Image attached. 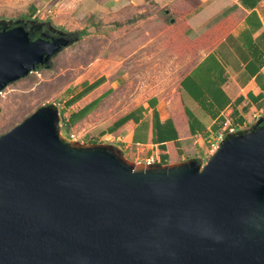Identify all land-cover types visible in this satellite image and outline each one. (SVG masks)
Here are the masks:
<instances>
[{"label":"water","instance_id":"water-1","mask_svg":"<svg viewBox=\"0 0 264 264\" xmlns=\"http://www.w3.org/2000/svg\"><path fill=\"white\" fill-rule=\"evenodd\" d=\"M70 43L0 29V93ZM45 106L0 136V264H264V118L206 164L71 141Z\"/></svg>","mask_w":264,"mask_h":264},{"label":"crops","instance_id":"crops-1","mask_svg":"<svg viewBox=\"0 0 264 264\" xmlns=\"http://www.w3.org/2000/svg\"><path fill=\"white\" fill-rule=\"evenodd\" d=\"M49 1L78 6L81 11L86 0ZM91 1L101 8L97 15L102 19L109 15L121 17L127 10L148 18L161 14V21H169L168 39L175 41L170 42L167 52L180 55V71L186 59L191 63L180 75L171 99L159 101L152 97L148 106L124 114L108 128L94 131V136L91 134L82 143L109 142L125 159L136 164L144 163L150 156L164 166L192 160L205 164L214 152L211 144L224 129L226 120L238 130L247 131L264 118V0ZM150 6L152 13L146 14ZM150 35L145 36L150 42L140 49L145 53L152 49L149 43L154 36ZM137 46H130L131 55L140 51ZM99 86L78 100L71 112L108 93L92 97ZM97 107L77 124L87 120ZM146 110L152 114H145ZM128 116L131 118L127 119ZM169 122L175 127L177 138L154 142L156 126L166 128Z\"/></svg>","mask_w":264,"mask_h":264},{"label":"rangeland","instance_id":"rangeland-1","mask_svg":"<svg viewBox=\"0 0 264 264\" xmlns=\"http://www.w3.org/2000/svg\"><path fill=\"white\" fill-rule=\"evenodd\" d=\"M32 5L42 10V18L36 13L28 16ZM151 9L150 6L145 13H152ZM80 10L78 6L49 0H0V29L27 22L37 26L42 35L56 34L70 40L49 63L9 83L1 91L0 136L38 109L52 106L59 111L60 133L65 137L71 132H81V136L86 134L83 139L86 141L94 131L108 128L124 114L148 106L152 97L159 101L171 99L180 75L191 62L186 59L180 71V55L167 52L170 42H175L168 39L169 21H161V14L140 17L133 10H127L121 17L109 15L102 19L97 15L102 12L101 8L91 0L83 1ZM90 11L94 14H85ZM80 31L78 36H73ZM151 33L152 49L145 53L140 49L147 46L150 39L145 36ZM135 44L140 51L131 55L130 46ZM102 78L105 80L92 97L105 92L107 95L87 120L69 128L63 119L73 107L68 108L67 102L86 85ZM148 110L145 114L151 115ZM100 144L112 146L109 142Z\"/></svg>","mask_w":264,"mask_h":264},{"label":"trees","instance_id":"trees-1","mask_svg":"<svg viewBox=\"0 0 264 264\" xmlns=\"http://www.w3.org/2000/svg\"><path fill=\"white\" fill-rule=\"evenodd\" d=\"M37 11V6L36 5H32L30 7V12L28 14V16H33ZM80 32H76L73 35L74 36H78ZM40 68V66H37L34 70H38ZM105 80V78H102L100 80H97L95 82H93L92 84H90L89 86H87L82 92H80L79 94H77L76 96L72 97L68 102H67V107L70 108L72 107L78 100H80L84 95H86L87 93H89L90 91H92L94 88H96L97 86H99L101 83H103V81ZM107 95V94H105ZM103 95L100 99L94 101L93 103L84 106L82 108H79L76 111H72L70 112L68 117H64V122L66 123V125L70 128L74 125H76L77 123L82 122L87 115L95 108L97 107L102 98L105 96ZM152 104L155 105L154 102H152ZM154 117H157V111L154 112ZM131 117H127V119H129ZM66 119V120H65ZM135 119V118H134ZM229 138L232 137V135L228 136ZM177 138V133H176V129L173 126L172 123H167V127H162L157 125L156 126V133L154 134V138L153 141L156 143H163L165 141H169V140H173Z\"/></svg>","mask_w":264,"mask_h":264},{"label":"built area","instance_id":"built-area-1","mask_svg":"<svg viewBox=\"0 0 264 264\" xmlns=\"http://www.w3.org/2000/svg\"><path fill=\"white\" fill-rule=\"evenodd\" d=\"M41 12H42L41 9H37L36 15L42 18V16H40ZM244 132H246V130L240 131V130H238V128L232 126L229 120H226L224 122V129L217 136L215 142H212V144H211L212 150L215 151L226 139L229 138L228 136H230V135L233 136V135H236L238 133H244ZM65 137L70 139L71 141L83 142V136H81V132H71L68 135H66ZM157 161H158V158L150 156V157L146 158V160L144 161V164H147V165L156 164Z\"/></svg>","mask_w":264,"mask_h":264},{"label":"flooded vegetation","instance_id":"flooded-vegetation-1","mask_svg":"<svg viewBox=\"0 0 264 264\" xmlns=\"http://www.w3.org/2000/svg\"><path fill=\"white\" fill-rule=\"evenodd\" d=\"M19 25H22L24 27V30L27 31V33L30 35L31 33H35L34 35L35 36H31L32 39H37L39 37L42 36V33L43 32H39L38 31V27L37 26H32L31 23H27V22H21V23H18V24H14L12 27L10 28H13V27H17ZM74 36V35H73ZM46 38L47 39H58V38H66L65 36H61V35H56V34H51V35H46ZM40 68L43 67L44 65H39Z\"/></svg>","mask_w":264,"mask_h":264}]
</instances>
